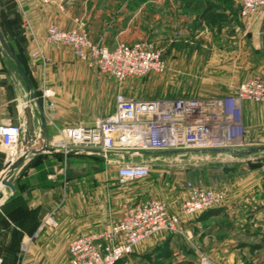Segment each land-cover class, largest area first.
Wrapping results in <instances>:
<instances>
[{
	"label": "crops",
	"instance_id": "0c3cea01",
	"mask_svg": "<svg viewBox=\"0 0 264 264\" xmlns=\"http://www.w3.org/2000/svg\"><path fill=\"white\" fill-rule=\"evenodd\" d=\"M224 1H227L225 12L217 27L205 24L185 5L178 7L173 0H64L62 10L42 5L38 0H22L20 4L12 0L17 37L22 38L20 46L36 100L29 98L23 81L15 77L0 55V125H21L23 132L30 129V141L21 145L23 149L29 150L40 142L43 145L39 152L26 157L8 178L14 190L2 188L0 259L3 263L69 264L67 244L71 239L108 227L102 223L106 211L104 159L74 152L65 154L56 142L59 129L80 123L92 125L110 115L119 85L111 77H96L73 57L70 48L46 45V28L56 25L70 30L82 22L91 41L109 48L117 43L153 39L150 41L162 52L166 71L152 82L151 86L157 89L155 95L135 98H213L232 94L250 78L264 83V10L241 18L240 0ZM181 8L189 13H183ZM25 21L31 32L25 29ZM157 30L161 31L160 36H155ZM32 51H41L49 63L43 66L40 58L31 59ZM43 80L55 92L56 104V115L50 121L44 116V126L36 105L37 102L41 105ZM123 94L130 97L127 91ZM89 102L91 105H80ZM242 117L247 130L252 122L264 126V106L245 102ZM89 118L93 121L84 120ZM253 150L248 148L242 155L249 159ZM3 171L0 150V175ZM262 171L263 167L259 166L244 177L242 183H247L228 195L227 202L221 206L230 229L243 233L252 228L246 218L256 215L259 212L256 207L264 200L259 187L264 176L255 179ZM6 214L16 216L15 221ZM48 218L53 224L44 223ZM175 239L146 240L116 264H171L172 257L183 258V247L179 249ZM238 244L229 241L224 247L229 251ZM12 245H16V258L8 260L4 255ZM168 252L170 258L164 259Z\"/></svg>",
	"mask_w": 264,
	"mask_h": 264
},
{
	"label": "built area",
	"instance_id": "2783aa9c",
	"mask_svg": "<svg viewBox=\"0 0 264 264\" xmlns=\"http://www.w3.org/2000/svg\"><path fill=\"white\" fill-rule=\"evenodd\" d=\"M13 1L20 4L22 0ZM38 1L63 9L64 0ZM260 10H264V0L239 2L241 18ZM24 27L31 32L27 21ZM44 42L49 46L70 48L76 60L96 74L113 78L118 85L127 78L166 71L161 51L152 43H117L109 48L91 41L82 22H77L70 30L49 25ZM30 58H40L43 66L49 63L41 51H32ZM40 99L43 117L52 120L56 115L55 92L46 87L44 80ZM245 102L264 106V83L258 78L244 81L232 94L213 98L140 99L126 97L118 91L110 115L97 119L92 125L80 123L59 129L56 146L65 154L102 157L106 165L115 166L116 182L122 185L149 175L147 163L133 162L145 156L144 153H175L187 149L232 151L242 147L245 144L242 120ZM22 135L21 125H0V150L7 168L23 150ZM224 198L225 192L188 183L177 213L169 212L163 201L154 198L125 204L118 219L106 229L78 235L68 242L69 264H116L131 254L135 246L159 233L183 235L189 240V233L182 232L183 219L220 207ZM44 223L53 224L50 218Z\"/></svg>",
	"mask_w": 264,
	"mask_h": 264
},
{
	"label": "rangeland",
	"instance_id": "374dc122",
	"mask_svg": "<svg viewBox=\"0 0 264 264\" xmlns=\"http://www.w3.org/2000/svg\"><path fill=\"white\" fill-rule=\"evenodd\" d=\"M173 1L176 6L182 7L187 0ZM212 3L219 7L220 12H225V3L216 1H212ZM12 5L13 2L10 0H0V26L4 33L3 38L5 42L12 45L14 50H18V29L16 31V29H12L7 24V21L9 22L15 16L14 6ZM182 12L188 14L190 11L187 12L185 9H182ZM159 34H161V31L157 30L155 36H160ZM19 39L22 41V38ZM145 40L149 43L154 41L153 39H150L151 41L149 39H142L141 41ZM154 47L156 48L155 45ZM156 49L160 51L159 48ZM3 58L8 63V67L13 71L15 77L19 78L13 62L7 56L3 55ZM91 72L96 77L107 78V76ZM164 73L127 78L119 85L120 92L123 94L124 91H127L130 97L153 96L157 89L151 86L152 82L156 81ZM80 105H91V102L80 103ZM84 120L93 121L91 118ZM250 126L249 130L245 129V144L242 147L234 148L232 151L187 149L171 154L150 153L133 159V162H145L148 164L149 175L144 179L119 185L115 179V166L107 165L104 172L106 177V211L104 220H102L104 226L107 227L118 219L121 209L125 204H132L144 198H154L163 201L169 212L177 213L185 199L186 185L188 183L202 188H211L214 191L225 192L222 206L227 202L228 195L241 189V185L245 183H242L244 177L258 169V167H249V163L259 164L263 167V171L261 174H257L255 179L260 175L264 176V126L253 122ZM248 148L255 149L249 159L245 155H242L243 152L248 151ZM6 168L4 166V170ZM259 187L261 193L264 195V177L260 181ZM246 222L252 227L249 231H255L259 236H251V234H248L249 232L242 233L237 229H230L226 222V215L224 214L212 216L205 221H198L196 216L184 218L182 232L183 234L189 233V240L183 235L171 236L167 234L170 237L176 238L175 240L178 242L179 249L183 247V258L172 257L171 264H264V244L261 242L260 236H264V211L256 212V215L247 217ZM159 237H166V234L159 233L149 239ZM229 241H237L239 244L237 247L227 251L224 243ZM252 246L255 249H252ZM4 257L8 260L9 257L12 259L11 254L8 253ZM2 264L13 263L9 261Z\"/></svg>",
	"mask_w": 264,
	"mask_h": 264
},
{
	"label": "trees",
	"instance_id": "16d2710c",
	"mask_svg": "<svg viewBox=\"0 0 264 264\" xmlns=\"http://www.w3.org/2000/svg\"><path fill=\"white\" fill-rule=\"evenodd\" d=\"M10 1L12 2V0H10ZM212 1L220 2V3H223V2L226 3L227 2V1H224V0H187L184 3V5H185L184 8L189 10V11H191L195 15H197L198 19H200L201 21H204L205 24H207L209 26H217V27H219V20H220V17L222 15V12H220V10L218 9L219 7H217V5H214L212 3ZM7 24L9 26H11L12 29H16V31H17V19H16V16H14L13 19H10L9 22L7 21ZM0 32H1L2 36L4 37V33H3L2 29H1V26H0ZM20 42H21V39H19V37H18V39H17L18 50H14L12 45H10L8 42H6V43H7L8 47L10 48L11 52L15 55L16 60L18 61V63L22 67L24 73L27 75V77H28V79H29V81L31 83V86H32V81H31V79L29 77V73H28L27 66H26V58H25V56L23 54L22 48L20 46ZM0 55L6 56L2 52H0ZM34 94L36 96V93H34ZM248 165L251 168L252 167L255 168V167H259L260 166L259 164H255V163H249ZM144 199H146V198H144ZM256 210L257 211H264V200L262 201V203H260L256 207ZM14 211H15L14 213H16L17 212V208H15ZM221 214H223V209L220 206V207H215V208L208 209V210H206L204 212H201L200 214H197V215H194V216H196V219L198 221L199 220L200 221H202V220L205 221V220H208L212 216H219ZM6 215L9 218H11L13 221H15L16 216H13V214H6ZM245 232H249L248 234H251V236H259L258 233H255V231L250 232L249 230H245ZM168 235H171V234H168ZM168 235L166 234V240L170 238V236H168ZM19 236H20V234L18 235V237ZM260 236H261V242L264 244V236L263 235H260ZM16 241L17 240L14 238L13 239V244L14 243L16 244ZM252 249H255V247L252 246ZM7 250L9 251L8 253L11 254V257L13 258L15 256L16 245H12L11 248H8ZM165 258H170V253L169 252L164 254V259Z\"/></svg>",
	"mask_w": 264,
	"mask_h": 264
},
{
	"label": "water",
	"instance_id": "95a60500",
	"mask_svg": "<svg viewBox=\"0 0 264 264\" xmlns=\"http://www.w3.org/2000/svg\"><path fill=\"white\" fill-rule=\"evenodd\" d=\"M0 52L4 53L9 59H11L13 61L14 64V68L18 74V76L20 77V79L23 81L25 87H26V91L29 95V98L33 101L36 100V96L34 94L33 88L31 86V83L27 77V75L24 73L22 67L20 66V64L18 63V61L15 58V55L11 52L10 48L8 47L7 43L5 42L1 32H0ZM36 103V102H35ZM37 111L39 113V120L42 126H44V117L42 114V109H41V105L37 102ZM30 129L27 128L24 130L22 138H21V145L25 146L28 144V142L30 141ZM42 142L37 143L36 145H34L33 148L26 150L23 149L19 155V157L7 168L3 171V173L0 175V195L2 193V188L3 187H7L10 188L12 191L14 190L13 185L8 181V178L10 177V175H12V173L17 170L19 168V166L23 163V161L25 160L26 157H28L29 155L32 154H36L37 152H39L42 148ZM255 149L252 151L254 152ZM149 153H144V155H148ZM164 154H171V153H164Z\"/></svg>",
	"mask_w": 264,
	"mask_h": 264
}]
</instances>
